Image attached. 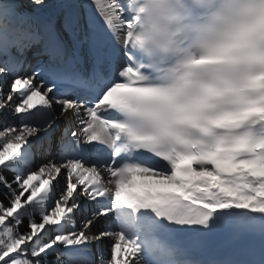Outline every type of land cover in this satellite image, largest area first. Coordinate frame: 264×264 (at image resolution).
Here are the masks:
<instances>
[{"label":"snow or ice","instance_id":"snow-or-ice-1","mask_svg":"<svg viewBox=\"0 0 264 264\" xmlns=\"http://www.w3.org/2000/svg\"><path fill=\"white\" fill-rule=\"evenodd\" d=\"M29 5L0 0V264H264V97L189 109L141 79L121 0H91L107 30L91 5H59L71 43ZM190 116L227 137L147 134Z\"/></svg>","mask_w":264,"mask_h":264},{"label":"clouds","instance_id":"clouds-1","mask_svg":"<svg viewBox=\"0 0 264 264\" xmlns=\"http://www.w3.org/2000/svg\"><path fill=\"white\" fill-rule=\"evenodd\" d=\"M129 22L123 46L141 79L174 92L189 109L211 114L237 107L238 92L264 97V0H121ZM254 84L255 91H248ZM194 116L150 128L166 147L226 138Z\"/></svg>","mask_w":264,"mask_h":264},{"label":"bare ground","instance_id":"bare-ground-1","mask_svg":"<svg viewBox=\"0 0 264 264\" xmlns=\"http://www.w3.org/2000/svg\"><path fill=\"white\" fill-rule=\"evenodd\" d=\"M25 1H26V0H21V2H22L23 4H25ZM68 1H69V0H68ZM68 1H67V0H49V1H46V0H45L46 4H48L49 7L43 9L42 12H41V15H42V14H45V13H48V14H49L51 11H55V12H59V11H61L62 9L59 7V5L65 3V2H68ZM72 1H74V0H72ZM75 1H77V2H75V3H77V4H81V5H82V4L87 3V4L91 5V0H75ZM93 7H95V6L93 5ZM28 11H32V8L28 9ZM94 14L96 15L97 19H98L101 23H103V18L100 17L99 14L95 12V9H94ZM106 30H107V29H106ZM117 59H118V60L121 59V61L123 60L122 56L120 57V54H119V56H118ZM117 62H118V61H117ZM41 159H43V157H41ZM102 227H104V226H102V225H97V228L94 229V231H97V230H99V229L102 228ZM106 241H107V240L105 239V242H104L105 244L108 243V242L106 243Z\"/></svg>","mask_w":264,"mask_h":264},{"label":"rangeland","instance_id":"rangeland-1","mask_svg":"<svg viewBox=\"0 0 264 264\" xmlns=\"http://www.w3.org/2000/svg\"><path fill=\"white\" fill-rule=\"evenodd\" d=\"M46 1H49V0H46ZM75 2H77V1H75ZM24 5H25L26 10L31 8V6L29 5V0H26ZM58 133H60V132L58 131ZM54 152H55V149H54ZM41 157L42 156H40V155L38 157H36L35 165H39L41 163V161H42ZM106 243H107V241H106Z\"/></svg>","mask_w":264,"mask_h":264},{"label":"trees","instance_id":"trees-1","mask_svg":"<svg viewBox=\"0 0 264 264\" xmlns=\"http://www.w3.org/2000/svg\"><path fill=\"white\" fill-rule=\"evenodd\" d=\"M6 175H8V177L11 178V174L10 173H7ZM2 191H3V189H0V192H2ZM25 223H26V221H25Z\"/></svg>","mask_w":264,"mask_h":264}]
</instances>
